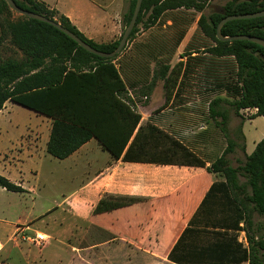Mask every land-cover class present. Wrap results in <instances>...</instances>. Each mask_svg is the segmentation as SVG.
Masks as SVG:
<instances>
[{"label":"crops","instance_id":"0c3cea01","mask_svg":"<svg viewBox=\"0 0 264 264\" xmlns=\"http://www.w3.org/2000/svg\"><path fill=\"white\" fill-rule=\"evenodd\" d=\"M127 3L52 0L49 5L87 40L106 45L121 36ZM202 14L193 8L168 9L151 26L137 27L113 61L125 87L126 105L138 117L135 128L128 139L119 131L111 133L114 142L94 137L59 160L69 170L64 177L79 173L81 184L45 214L48 218L54 210L61 216L41 221L47 231L29 217L10 224L0 264H252L245 212L231 200L223 175L209 170L228 145L216 122L229 116L225 108L237 98V63L231 55L208 51L215 43L198 27ZM173 69L178 74L166 101V79ZM214 100H220L212 109L220 117L213 119ZM256 112L240 109L227 120L229 130L237 123L242 158L264 139V117ZM46 120L41 142H23V163L33 166L34 175L38 165L52 158L45 150L51 126ZM147 124L204 166L122 161L138 128ZM17 185L23 193H34L23 182ZM104 195L140 202L92 216ZM36 234L45 237L40 246ZM213 249L216 253L211 255Z\"/></svg>","mask_w":264,"mask_h":264},{"label":"trees","instance_id":"16d2710c","mask_svg":"<svg viewBox=\"0 0 264 264\" xmlns=\"http://www.w3.org/2000/svg\"><path fill=\"white\" fill-rule=\"evenodd\" d=\"M13 1L20 9L43 15L50 20H53L51 15L53 11L58 13L54 9L49 10L44 2ZM207 1L143 0L136 26L128 40L135 34L139 25L144 28L151 26L165 10L184 7L204 11L208 6L205 4ZM134 4L135 1L129 11L122 15V31L131 18ZM7 6L5 0H0V40L8 34L22 51L27 46L36 54L32 57L35 62L32 66L28 65V61H7L0 64V111L5 102H11L36 115L48 118L51 126L45 150L56 160L66 159L94 137L97 139L101 137L102 142H114L113 139L111 141L112 135L119 131L127 134V137L120 136L128 139L137 124L138 117L131 113L126 105L125 87L113 65L118 55L112 59H106L89 54L57 29L23 16L18 20L10 21L9 6ZM262 10H264V0H232L208 15L202 14L198 21L200 30L215 43V47L208 51L215 56L231 55L237 63L234 83L237 98L230 104L235 115L240 109L255 108L256 114L264 117V48L247 41L220 42L216 38L215 29L219 21L226 16L251 14ZM147 12L150 13L147 15ZM140 13H144L141 19ZM55 22L102 52H112L120 39L119 37L110 44L96 45L87 40L66 17L61 15L60 20ZM221 34L224 37L248 35L264 40V17L229 21L223 25ZM74 49L82 54L78 60L80 63H90L88 70L80 71L77 66L67 65V62L73 61L70 53ZM57 57L63 61L54 68L44 70L46 65L55 61ZM177 74L178 72L175 73L173 69L166 79V101L174 87ZM219 101L214 100L210 103V115L213 119L220 117L215 116L212 111L213 106ZM225 120L226 118L221 117V122H216L222 132ZM227 142L223 155L211 164L209 170L223 175L225 178L223 186L230 192L231 200L244 210L231 192L232 171L225 165V155L233 148V143L228 139ZM122 161L204 166V163L196 156L149 124L138 128ZM241 171L250 175L252 186L255 181L259 182L257 208L259 212L264 213V139L256 145L251 155L245 157V164ZM0 187L8 192H24L20 186L1 176ZM138 202L140 199L128 196L104 195L93 208L92 216L110 213ZM247 238L250 242L251 239L248 236ZM255 247L264 250V239L257 242ZM215 253L213 249L211 255ZM251 263H253V253Z\"/></svg>","mask_w":264,"mask_h":264},{"label":"rangeland","instance_id":"374dc122","mask_svg":"<svg viewBox=\"0 0 264 264\" xmlns=\"http://www.w3.org/2000/svg\"><path fill=\"white\" fill-rule=\"evenodd\" d=\"M34 1L44 2L45 0ZM77 1L86 2V0ZM134 1L128 0V3L124 7L123 15L129 11ZM229 1L232 0H208L205 2L208 6L204 9V14L208 15L216 11ZM45 2L49 10L53 9L49 5L52 3V0H46ZM51 15H53L52 19L54 21H59L61 18V15L54 11ZM20 17L22 16L9 8L10 21L18 20ZM142 17H144V13L141 14L140 19ZM23 50L13 42L11 36L8 34L3 36L0 40V64L7 61H28V65L32 66L35 63L32 57L36 53L27 46ZM81 55L80 51L74 49L70 53L73 61L67 62V65L77 66L80 71L88 70L90 66L89 62L80 63L78 61ZM62 61L63 59L60 57H57L51 63L47 61L48 64L44 70L54 68ZM5 106L6 108L0 112V176L16 185L23 182L25 187L33 188L34 193L8 192L0 187V252L3 250V243L7 236H9L10 224L15 223L19 218L23 220L29 217L35 221L36 227L47 231L41 226V221L50 220L51 216H55V218L61 216L59 211L55 212L54 210L48 218L45 214L62 200L63 195L77 189L82 182L78 178L79 173H72L70 178L64 177L69 171L68 168H65V165L61 161L53 158H50L51 161L46 160L38 165V174L34 175L36 170L33 166L29 168V164L23 163V142H41L46 133L47 126L45 123L48 122L46 120L48 118L36 115L34 112L11 102H8ZM225 109L230 114L225 120L223 134L226 135L229 142L233 143V148L225 155V165L232 171L230 174L231 192L244 208L246 235L251 239L252 242L250 241V243L253 246L252 264H264V250H259L255 247L257 242L264 239V213L259 212L257 208L260 184L258 181H255L254 186H252L250 175L241 171V168L245 164V158H242L240 154V142L242 141L238 133L237 123L231 127V130L227 126V120L233 114L234 109L231 106ZM234 149L237 150L234 151Z\"/></svg>","mask_w":264,"mask_h":264},{"label":"water","instance_id":"95a60500","mask_svg":"<svg viewBox=\"0 0 264 264\" xmlns=\"http://www.w3.org/2000/svg\"><path fill=\"white\" fill-rule=\"evenodd\" d=\"M142 1L143 0H135V5H134V9H133L131 18H130L127 26L122 31V34H121L120 39L118 41L117 47L112 52L106 53V52H102V51L96 50L95 48L91 47L86 42H84L79 37H77L74 33L69 31L68 29L64 28L63 26H61L59 23H57L53 20H50L43 15H39V14H36L33 12L22 10L15 4V2L13 0H5L7 5L9 6V8L12 11H14L15 13H17L18 15L23 16V17L30 19V20H35V21H38L41 23L48 24L49 26L57 29L58 31H60L61 33L66 35L68 38H70L73 42H75L81 49H83L87 53L92 54V55L97 56V57H100V58H106V59H112V58L116 57L122 51V49L125 47L127 40H128V38H129V36H130V34H131L135 24H136V20H137L138 14L140 12ZM259 17H264V10L256 12V13H251V14L231 15V16H226V17L222 18L219 21V23L217 24L216 29H215V35H216L217 40L220 42L247 41V42L254 43V44L264 48V40L260 39V38H256V37H252V36H248V35L224 37L221 34V29H222L223 25L229 21L249 20V19H255V18H259Z\"/></svg>","mask_w":264,"mask_h":264},{"label":"built area","instance_id":"2783aa9c","mask_svg":"<svg viewBox=\"0 0 264 264\" xmlns=\"http://www.w3.org/2000/svg\"><path fill=\"white\" fill-rule=\"evenodd\" d=\"M35 239H36V242H37V244L39 246L42 245V243L45 241L44 235H38V234H36Z\"/></svg>","mask_w":264,"mask_h":264}]
</instances>
